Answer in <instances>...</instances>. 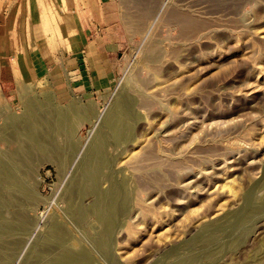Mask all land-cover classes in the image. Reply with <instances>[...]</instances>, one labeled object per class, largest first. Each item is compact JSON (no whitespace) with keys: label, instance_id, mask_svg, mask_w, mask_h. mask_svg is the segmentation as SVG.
Returning <instances> with one entry per match:
<instances>
[{"label":"rangeland","instance_id":"374dc122","mask_svg":"<svg viewBox=\"0 0 264 264\" xmlns=\"http://www.w3.org/2000/svg\"><path fill=\"white\" fill-rule=\"evenodd\" d=\"M115 4L107 34L116 67L107 78L24 81L0 105V171L25 189L8 192L1 211L29 223L0 233V264H264V0ZM45 5L44 36L61 44ZM7 9L0 0V15ZM118 103L126 115L115 134L106 123ZM113 190L122 206L100 220L102 194Z\"/></svg>","mask_w":264,"mask_h":264},{"label":"crops","instance_id":"0c3cea01","mask_svg":"<svg viewBox=\"0 0 264 264\" xmlns=\"http://www.w3.org/2000/svg\"><path fill=\"white\" fill-rule=\"evenodd\" d=\"M116 2L3 0L8 9L0 15V105L12 102L24 81L48 78L70 84L77 79L83 80L79 85H89L107 78L116 67L113 53L117 44L107 34L117 21ZM44 5L60 24L61 44L49 33L44 36Z\"/></svg>","mask_w":264,"mask_h":264},{"label":"bare ground","instance_id":"6f19581e","mask_svg":"<svg viewBox=\"0 0 264 264\" xmlns=\"http://www.w3.org/2000/svg\"><path fill=\"white\" fill-rule=\"evenodd\" d=\"M154 58V57H153ZM155 59V58H154ZM132 83H134V82H132ZM136 84V83H135ZM135 84H134V87H135ZM132 88H133V85H132ZM136 88V87H135ZM126 103V102H125ZM128 104V103H127ZM125 105V104H124ZM116 107H115V109H114V111L112 110V113L108 116V122L106 123V124H108L109 123V125L113 128V130H114V132H115V134H118V133H121V130H122V127L124 126V123L122 122L123 121V118H124V116L126 115L125 113H126V110L124 109L125 107H123L122 106V104L121 103H118L117 105H115ZM37 108V110H38V107H36ZM130 109V108H129ZM128 109V110H129ZM131 110V109H130ZM110 113V112H109ZM27 115H25V117H26ZM27 118V117H26ZM126 118H127V116H126ZM130 118V117H129ZM19 119H20V117H19ZM106 119H107V117H106ZM125 119V118H124ZM128 119V118H127ZM21 120V119H20ZM23 121H25L24 119H23ZM127 121V120H126ZM129 121H130V119H129ZM128 121V122H129ZM19 122V121H18ZM55 122V121H54ZM128 122H126V125H127V123ZM29 123V122H28ZM21 124V123H20ZM23 124V123H22ZM27 124V123H26ZM57 124V123H56ZM17 125V124H16ZM19 125V124H18ZM17 125V126H18ZM25 125V124H24ZM31 125V124H30ZM33 125V124H32ZM26 126V125H25ZM109 126V127H110ZM28 127V126H27ZM34 127V126H33ZM129 128H130V124H129V126H128ZM127 127V128H128ZM20 128H22L21 126H20ZM24 128V127H23ZM26 128V127H25ZM29 128H30V126H29ZM28 128V129H29ZM52 128H55V127H52ZM125 128H126V126H125ZM27 129V128H26ZM25 129V130H26ZM107 129V128H106ZM109 129V128H108ZM32 130V129H31ZM35 130V129H34ZM130 130V129H129ZM15 131V130H14ZM37 131V130H36ZM16 132V131H15ZM18 132V131H17ZM30 132V131H29ZM123 132H124V130H123ZM113 133V132H112ZM126 133V132H125ZM23 134V133H22ZM29 134V133H28ZM40 134V133H39ZM124 134V133H123ZM128 136H129V134H127ZM34 136V135H33ZM38 136V135H37ZM40 137H41V135H39ZM119 136H120V134H119ZM125 136V135H124ZM39 137V138H40ZM114 137V136H113ZM116 137V136H115ZM127 137V136H126ZM130 137V136H129ZM128 137V138H129ZM38 138V139H39ZM102 138V137H101ZM120 138V137H119ZM122 138V137H121ZM127 138V139H128ZM15 138H13V140H14ZM43 139V138H42ZM42 139H40V140H38L39 141V148H38V150H40L41 152H45V149L47 150V148H46V144L47 143H45V140H42ZM100 139V138H99ZM116 139V138H115ZM114 139V140H115ZM122 140H125V138L124 139H122ZM5 141V140H4ZM99 141V140H98ZM101 141V140H100ZM104 141V140H103ZM8 142H10V140H9V138H8ZM27 142V141H26ZM106 142V141H105ZM118 142H121L120 140L118 141ZM17 143V142H16ZM96 143V142H95ZM15 144V143H14ZM18 144V143H17ZM97 144V143H96ZM99 144V143H98ZM120 144V143H119ZM28 145H30V143L28 144ZM15 146V145H14ZM18 146V145H17ZM16 147V146H15ZM15 147H13V150H14V148ZM32 147V146H31ZM36 147V146H35ZM97 147V146H96ZM96 147H94V145H93V148H96ZM103 147V146H102ZM105 147H106V145H105ZM118 147V146H117ZM20 148V147H19ZM23 148V147H22ZM36 149H37V147H36ZM24 150V149H23ZM98 150V149H97ZM17 151V150H16ZM16 151H15V153H16ZM31 151V150H30ZM33 151V150H32ZM31 151V152H32ZM49 151H51V150H49ZM49 151H47L48 153H49ZM99 151V150H98ZM103 151V150H102ZM101 151V152H102ZM18 152V151H17ZM27 152V151H26ZM35 152V150L33 151V153ZM38 152V151H37ZM41 152H39L40 154H41ZM96 151H94V153H95ZM100 152V153H101ZM51 153V152H50ZM100 153H98L99 155H100ZM103 153H105V152H103ZM45 155H46V152L44 153ZM91 154V153H90ZM97 154V155H98ZM88 155H89V153H88ZM92 155V154H91ZM90 155V156H91ZM105 155V154H104ZM101 156L103 157V155L101 154ZM89 157V156H88ZM91 157H93V156H91ZM94 157H95V154H94ZM99 157V156H98ZM104 158V157H103ZM103 158H102V160H103ZM92 159V158H91ZM95 159V158H94ZM96 160V159H95ZM94 160V161H95ZM101 160V159H100ZM86 161H87V159H86ZM106 161V160H105ZM24 162V161H23ZM92 162V161H91ZM97 162V161H96ZM3 163V162H2ZM88 163H90V161H88ZM87 163V164H88ZM93 164H94V162H92ZM99 163V162H98ZM98 163H96V165L98 164ZM102 163V162H101ZM7 164V163H6ZM16 165V162L14 163L13 162V165ZM93 164H90V170H92V167H91V165L93 166ZM17 165H18V163H17ZM25 165V164H24ZM28 165V164H27ZM85 165V164H84ZM89 165V164H88ZM104 163H103V165L101 166V169H103V168H105L104 167ZM6 166V165H5ZM12 166V165H11ZM19 166V165H18ZM20 166H22V164L20 165ZM95 166V165H94ZM99 166V165H98ZM13 167V166H12ZM6 168V167H5ZM6 169H8V168H6ZM88 169V170H89ZM95 169H97V168H95ZM95 169L94 170H92V172H94L95 171ZM98 169H99V167H98ZM87 170V168H86V170L85 171H88ZM107 170V169H106ZM3 171V170H2ZM2 171H0V179L3 181L2 182V184H3V186H4V188H3V195L1 196V198H0V211L3 209V208H8L9 206H10V200L11 199H9L8 197H7V195H8V192H11L12 190L14 191V195H15V191H21V192H25V189H24V187H23V185H22V182L20 181V179L19 178H16V176H14V175H12V174H9V175H4V173L2 172ZM10 171V170H9ZM13 171V170H12ZM24 171H25V169H24ZM99 171V170H98ZM90 172V171H89ZM97 172V171H96ZM96 172H94V174L95 175H93V176H96ZM103 172V171H102ZM2 173V174H1ZM26 173H27V171H26ZM87 173V172H86ZM98 173H100V171L98 172ZM102 174V173H101ZM106 174V173H105ZM11 175V176H10ZM99 174H97V176H98ZM112 175V174H111ZM83 176V175H82ZM97 176L96 177H94V178H96L97 179ZM99 176H101V175H99ZM98 176V177H99ZM106 176V175H105ZM12 177V179H13V181H14V183L12 184V182L11 183H9L8 182V179L9 178H11ZM101 178V177H100ZM106 178V177H105ZM104 178V179H105ZM93 179V178H92ZM94 181V180H93ZM98 181H99V178H98V180H97V183H98ZM86 182H87V180H86ZM85 182V183H86ZM95 182V181H94ZM93 182V183H94ZM102 182V181H101ZM101 182H99V184L101 183ZM81 183V182H80ZM83 183V182H82ZM92 183V184H93ZM96 183V182H95ZM93 184V185H96L97 186V184ZM76 184H78V182L76 183ZM89 184H91V183H89ZM88 184V185H89ZM83 184H81V188H83V186H82ZM1 186V185H0ZM77 186V185H76ZM87 186V185H86ZM85 186V187H86ZM116 186V185H115ZM78 189H80V186L78 185ZM84 187V188H85ZM93 187V186H92ZM113 187V186H112ZM118 187V186H117ZM117 187H115V188H117ZM74 188V187H73ZM91 188V187H90ZM98 188V187H97ZM96 188V189H97ZM76 189V188H75ZM92 189V188H91ZM90 189V190H91ZM112 189V188H111ZM113 189H114V187H113ZM81 190V189H80ZM85 190V189H84ZM83 190V191H84ZM99 189H97V191H98ZM102 190V189H101ZM75 191V190H74ZM94 191H96L95 189H94ZM93 191V192H94ZM78 192H80L79 190H78ZM85 192V191H84ZM84 192H82V190H81V193H84ZM105 192V191H104ZM104 192H102L101 191V194L102 193H104ZM13 193V192H12ZM92 193V191L90 192V194ZM98 193H100V192H98ZM106 193V192H105ZM120 193L121 192H119V194H118V191L117 190H113V191H111V193H108V194H102L103 195V197L105 198V200L106 199H108V201H107V203H108V207H107V209H105L106 207V204H105V208H103V210H101V209H95L96 208V206H95V210H97V215L99 216V219L101 220H108V219H110V218H108V217H111V214L112 213H110V212H112V211H109V209L110 210H115V206L117 205V207H120V206H122V205H120V206H118V201H117V199L118 198H121V197H119V195H120ZM75 194V193H74ZM72 195H73V193H72ZM86 195V194H85ZM84 195V196H85ZM99 195V194H98ZM79 196H80V194H79ZM83 196V197H84ZM94 196V195H93ZM92 196V197H93ZM101 196V195H100ZM98 197V196H97ZM11 198V197H10ZM82 198V197H81ZM80 198V199H81ZM127 198V197H126ZM71 199V198H70ZM80 199L78 200V202L80 201ZM98 199V198H97ZM121 199H123V198H121ZM74 200V199H73ZM104 200V199H103ZM103 200H101L100 199V201H103ZM104 200V201H105ZM118 200H120V199H118ZM124 200V199H123ZM123 200H121L122 201V203H123ZM10 201V202H9ZM98 201V200H97ZM105 201V202H106ZM82 202V201H81ZM17 203V202H16ZM102 203H104V202H102ZM102 203H100V204H102ZM110 203V204H109ZM117 203V204H116ZM119 203H120V201H119ZM121 203V204H122ZM22 204V203H21ZM78 204V203H77ZM125 204V203H124ZM15 205V204H14ZM17 205H19L18 206V209H19V207H20V202H18V204ZM16 205V206H17ZM75 205H76V203H75ZM81 204H79V207H81L82 208V205L80 206ZM104 205V204H103ZM110 205V206H109ZM22 206V205H21ZM101 206V205H100ZM84 207V206H83ZM97 207H99V204H98V206ZM126 207H127V205H126ZM125 207V208H126ZM11 208V207H10ZM21 208V207H20ZM123 208V207H122ZM125 208H123V209H125ZM75 209V208H74ZM21 210V209H20ZM20 210H18V211H20ZM79 210V209H78ZM80 210H82V209H80ZM80 210H79V212H80ZM91 210V209H90ZM93 210V209H92ZM116 210H118L117 208H116ZM5 211H7L6 209H5ZM17 211V212H18ZM75 211V210H74ZM83 211V210H82ZM109 211V213H110V215H109V213H108V215H107V212ZM119 211V210H118ZM121 211V210H120ZM123 211V210H122ZM4 212V211H3ZM3 212L1 211L0 212V226L3 228L2 229V231L0 232L1 233V236L3 235V234H12L13 232H15V230H20L21 231V229L22 230H24V231H27L28 230V226H29V223H27L26 221H25V217H24V214H21V213H18L17 215H15V216H13L12 218L10 217V219L9 218H6V216H4V215H6V212H4L5 214H3ZM84 212V211H83ZM86 212H87V209H86ZM89 212V211H88ZM93 212V211H92ZM91 212V213H92ZM94 212V213H95ZM117 212V211H116ZM72 213H73V209H72ZM75 213V212H74ZM81 213V212H80ZM113 213H115V212H113ZM10 214V213H9ZM13 214V213H12ZM16 214V213H15ZM79 214V213H78ZM90 214V213H89ZM73 215V214H72ZM80 215V214H79ZM84 214L83 213H81V215L79 216V218H80V221H81V218H82V216H83ZM86 215V214H85ZM85 215H84V217H85ZM87 215H88V213H87ZM87 215H86V219H87ZM94 215V214H93ZM119 215V214H118ZM74 219L76 218V217H73ZM98 219V218H97ZM78 221V220H77ZM83 221V220H82ZM102 222V221H101ZM55 225H57L56 223H55ZM54 225V226H55ZM111 222H110V220H109V222H107V226H106V231H105V235H104V239H103V242H101L102 241V238H103V236H102V238H101V241L99 240V242H101V245L104 247V249H106V250H108L110 247L108 246V238H110V234H112L111 232H112V229H111ZM58 227V226H57ZM96 229V228H95ZM58 229H56V230H54L57 234H58V231H57ZM62 230V229H61ZM52 231H53V229H52ZM64 232H65V230H63ZM7 232V233H6ZM24 233V232H23ZM28 233V232H27ZM53 233V232H52ZM60 234H61V232H59ZM67 233H65L64 235H62L63 237L66 235ZM24 235H26V232H25V234ZM97 235V234H96ZM27 236V235H26ZM56 236V235H55ZM61 236V237H62ZM8 237V236H7ZM10 237V236H9ZM15 237V236H14ZM62 237V238H63ZM65 237H67V235L65 236ZM64 237V238H65ZM6 238V237H5ZM17 238V237H16ZM21 238V237H20ZM99 238V239H100ZM18 239V238H17ZM16 239V240H17ZM24 239V238H23ZM61 239V238H60ZM6 240V239H5ZM62 240V239H61ZM67 240H68V238H67ZM20 241V240H19ZM60 241V240H59ZM65 241V239L62 241V244H63V242ZM18 242V241H17ZM67 242V241H66ZM65 242V243H66ZM76 243V242H75ZM74 243V244H75ZM110 243V242H109ZM3 244V243H2ZM19 244L20 243H17V244H14V246H16V247H19ZM21 244H22V242H21ZM60 244H61V241H60ZM68 244V243H67ZM100 244V243H99ZM65 246H67V245H65ZM69 246V245H68ZM101 246V247H102ZM72 247V246H71ZM102 247V248H103ZM67 248V247H66ZM81 247H79V249H80ZM69 249V248H68ZM75 251V250H74ZM78 251V250H77ZM42 252H43V250H42ZM45 252V251H44ZM35 254V253H34ZM34 254H33V256H34ZM77 254H80V252H78ZM40 257V259H41V257H42V255L40 256V255H37L36 254V257ZM81 256V255H80ZM61 257H63L62 255H61ZM82 257H84V256H82ZM31 258H34V257H32L31 256ZM57 258V257H56ZM63 258H65V259H69V260H71V258L69 257V256H66V255H64V257ZM36 259V258H35ZM87 259V258H86ZM31 260H34V259H31ZM58 260H60L59 261V264H61V262L64 264V262L63 261H61V259H58ZM66 260V261H67ZM57 261V260H56ZM36 262V261H35ZM74 261H73V259L70 261V263H73ZM31 263V262H30ZM34 263V262H33ZM67 263V262H66ZM65 263V264H66ZM36 264H39V263H36ZM40 264H41V262H40ZM43 264V263H42ZM67 264H69V263H67ZM74 264H75V262H74Z\"/></svg>","mask_w":264,"mask_h":264}]
</instances>
